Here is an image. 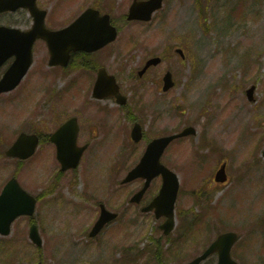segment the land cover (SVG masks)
Instances as JSON below:
<instances>
[{
	"label": "rangeland",
	"instance_id": "1",
	"mask_svg": "<svg viewBox=\"0 0 264 264\" xmlns=\"http://www.w3.org/2000/svg\"><path fill=\"white\" fill-rule=\"evenodd\" d=\"M92 1L39 0V4L50 10V21L61 14L66 3L68 22ZM112 3L116 11L113 17L120 21L130 0ZM124 23L109 54L121 48L130 34L131 47L123 51L133 50L129 59L132 69H139L149 56H164V61L141 81L125 77L116 57L112 60L109 55L103 60L110 72L119 75L125 94L130 96L131 84L143 88L141 98L147 111L136 115L145 122L147 136L168 134L184 125L196 127V135L172 142L161 161L180 178L176 212L187 213L191 218L200 216L197 228L179 236L176 227L165 239L158 229L162 219H156L151 212H141L136 205H127L129 193L141 183L135 180L115 186V180L138 161L146 141L133 143L123 110L104 101L101 103L114 109L111 114L115 124L99 129L102 142L96 147L97 159L91 166L82 163L76 171H65L55 183L58 191L48 196L43 192L37 202L34 217L43 238L42 250L37 251L28 238V218L19 217L11 234L0 236V264H34L38 257H43L44 264L181 262L199 253L217 231L225 228L246 236L245 243L253 236L260 243V249L248 247L249 253L241 256L243 262L238 259L241 264H264V65L259 61L261 53L258 54L264 48V0H166L152 21ZM127 45L128 42L124 47ZM173 47H181L186 58L172 52ZM33 55L32 67L20 85L0 96V137H8H4L7 141L0 139L2 149L21 129L53 131L68 116H78L83 105V111L106 114L94 110L91 82L86 81L84 70L49 67L44 43L34 46ZM166 70L172 72L175 86L160 93L155 84ZM252 84L255 101L250 102L245 90ZM131 99H137L134 92ZM158 113L161 115L157 118ZM91 123L92 120L86 125L80 123V130ZM204 137L215 139L217 151L198 147ZM84 142L81 134L78 143ZM222 162L227 164L228 181L218 185L212 177ZM14 164L13 160L0 157V185L5 175L14 170ZM58 169L53 147L45 142L19 168V181L31 193L38 194L53 183ZM102 178L107 180L102 183ZM71 179L75 181L69 184ZM159 186L160 178L152 181L145 199L152 197ZM199 186L205 201L202 196L200 201L194 198V189ZM81 191L86 194L85 201L77 202L75 197ZM97 201L118 211L121 217L95 238H89L83 231L97 217ZM240 207L245 211V225H239ZM253 215L257 225L248 220ZM149 237L161 246L162 263ZM176 238L178 242L174 241ZM234 256L237 258L235 253ZM215 260L212 256L204 264H214Z\"/></svg>",
	"mask_w": 264,
	"mask_h": 264
},
{
	"label": "water",
	"instance_id": "2",
	"mask_svg": "<svg viewBox=\"0 0 264 264\" xmlns=\"http://www.w3.org/2000/svg\"><path fill=\"white\" fill-rule=\"evenodd\" d=\"M160 0H150L147 3H152V8H155L159 4ZM18 4L13 3L11 0H0V10L4 8H15ZM136 8L131 9L130 17L136 16L133 15ZM141 18H148V15L141 16ZM80 18L77 19V21ZM76 21V22H77ZM75 22V23H76ZM74 23V24H75ZM73 24V25H74ZM71 25L69 29L72 28ZM2 30H9L11 34L14 35L15 41L18 44V47L15 50L10 51V47L8 44H4L1 42L4 39V35ZM114 30V28H113ZM13 32V33H12ZM52 34H59V32L54 33L50 31H46L42 27V23L33 29V32L23 34L16 29H4L0 28V63L11 53H15L17 57H20L21 60H16L9 70L6 72L2 80L0 81V92L3 90H8L14 87L21 77L26 72L29 63H30V55H29V46L36 36H42L49 40ZM73 48H80L81 43L79 41V36L75 37V40L70 45ZM52 50V48H51ZM56 53V52H54ZM66 62V61H63ZM171 75L167 72L165 76L166 88L172 85ZM249 97L251 98L252 88L248 91ZM59 134H63L62 138L58 142L57 149V157L61 161V168L64 170L68 167L76 166L79 159V151L74 153V155H67L66 153V123L60 127L57 131ZM193 132L192 128L187 127L181 133L168 135L161 138L154 139L150 144L142 157L139 164L128 172L124 181H128L135 176L144 175L147 176V180L144 184V187L141 191L134 195L132 200L139 201L143 191L147 187L150 179L156 175L158 172L162 173L163 176V185L157 197L152 201L151 205L156 207V216L161 214L166 215L167 220L160 225V227L164 230V233H168V231L173 227V207L176 197V192L178 188V179L177 176L162 166L158 162V156L161 153L162 149L168 144V142L174 138L175 136L184 135L187 133ZM141 136L138 128L135 127L132 131V137L137 140ZM24 148L27 149L26 153H19L16 151L17 146L24 144ZM36 145V136L35 135H25L21 134L18 139L15 141L13 146L7 151L9 154H18L20 156L30 155L34 151V146ZM264 153V151H263ZM66 160L68 163L66 164ZM15 192H14V191ZM35 205V198L33 196L28 195L24 190H22L14 179H11L9 183L4 187L1 195H0V232L6 233L8 232V225L16 217L18 214L26 213L32 214ZM147 207L145 209H148ZM114 217V214H108L106 211H102V215L99 220L96 222L95 226L91 231V235L95 234L101 226ZM30 237L37 242L40 243V240L37 236L36 228L32 225L30 229ZM236 239V235L233 232H226L220 234L210 245L209 247L199 256L194 258L192 261L185 264H199L201 260H203L206 256L211 254L213 251H218V261L217 264H237L230 257V248Z\"/></svg>",
	"mask_w": 264,
	"mask_h": 264
},
{
	"label": "flooded vegetation",
	"instance_id": "3",
	"mask_svg": "<svg viewBox=\"0 0 264 264\" xmlns=\"http://www.w3.org/2000/svg\"><path fill=\"white\" fill-rule=\"evenodd\" d=\"M26 1V0H22ZM66 1V0H65ZM133 0H130L132 3ZM130 3V4H131ZM129 4V5H130ZM88 7H93L97 9L100 14L108 13L110 15V21L113 25H115L117 28L118 24L116 21L112 18L111 13L114 12L115 6L114 3H112V0H94L90 4H87L85 6V9ZM84 9V10H85ZM129 6L127 7L126 13L121 15L126 19V14L128 12ZM66 3L64 8L61 11V14L59 16H53L52 20L46 22V25L49 28L56 29L61 27H66ZM154 15V14H153ZM0 16H2V23L6 26H17L19 28H30L33 22V17L25 8H18L14 11H4L0 13ZM132 35L128 34L126 36L125 42H123L120 47L117 48L116 51H111L109 54V50L112 49V46L116 43L118 38H116L114 41L108 43L107 45L98 48L93 51H86L81 50L79 52L73 53L72 58H75L74 56L78 54L80 63L83 65L81 69L85 71V79L88 82H91L94 84L96 81L99 71L101 68H105L106 71L110 74H113L108 69V63L104 62L103 60L109 56L112 55V60L116 57L117 59V65L119 64V60L122 59L125 62L129 63V59L132 57L133 50H130V52H124L123 48L126 50H129L131 47V41L129 40ZM128 42V45L126 47L125 44ZM129 68V66H127ZM109 91V88L106 89ZM110 99L113 101V103L116 104V99L114 97H110ZM128 102V99L126 103ZM118 107H121L122 105H117ZM128 106V105H127ZM126 106V112L129 113L128 107ZM84 108L77 111L79 114V123H82L83 125H86L89 120H92L93 123L86 126L82 131H79V137L81 134L84 136L85 144L88 146L90 144H100V141L97 142L96 139L100 138L101 135H99V129L102 126H107L112 122V114L111 111H108L104 108H95L94 110L97 112L104 111L106 114L97 115L95 112L91 111L88 112L86 109L83 111ZM113 110V109H112ZM67 139V138H66ZM101 139V138H100Z\"/></svg>",
	"mask_w": 264,
	"mask_h": 264
},
{
	"label": "bare ground",
	"instance_id": "4",
	"mask_svg": "<svg viewBox=\"0 0 264 264\" xmlns=\"http://www.w3.org/2000/svg\"><path fill=\"white\" fill-rule=\"evenodd\" d=\"M245 120L247 121V118Z\"/></svg>",
	"mask_w": 264,
	"mask_h": 264
}]
</instances>
